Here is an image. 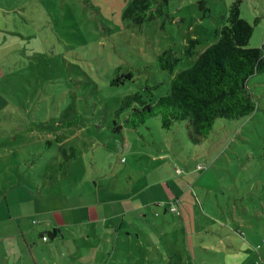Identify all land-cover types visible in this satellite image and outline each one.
Listing matches in <instances>:
<instances>
[{"label":"rangeland","instance_id":"374dc122","mask_svg":"<svg viewBox=\"0 0 264 264\" xmlns=\"http://www.w3.org/2000/svg\"><path fill=\"white\" fill-rule=\"evenodd\" d=\"M233 1L167 0L139 26L129 0H0V264H264V65L247 80L255 111L198 142L185 122L116 115L127 94L168 93L157 56L190 66ZM239 8L264 52V0Z\"/></svg>","mask_w":264,"mask_h":264},{"label":"trees","instance_id":"16d2710c","mask_svg":"<svg viewBox=\"0 0 264 264\" xmlns=\"http://www.w3.org/2000/svg\"><path fill=\"white\" fill-rule=\"evenodd\" d=\"M240 1L230 3L225 23L215 30L217 40L197 54L187 68L173 74L180 56L171 48L157 56L158 68L171 75L168 93L156 99L151 96L145 98L140 92L127 94L122 98L116 115L129 109L125 123L132 127L154 116L159 117L165 129L175 122H185L195 142L209 132L217 118L237 119L251 115L256 109V100L247 87V80L263 67L264 52L262 48L248 46L253 26L241 18ZM158 16H168L167 0H129L122 11L124 19L139 26ZM197 43V39L189 40L184 49L185 54L195 55ZM131 75L128 73L127 77ZM120 81L117 76L112 83ZM46 143L52 144L51 141ZM75 156L72 145L62 147L58 168L65 169ZM261 156L264 161V148ZM172 205L177 207L176 211L170 210ZM169 210L180 215L177 202L172 203ZM167 264L182 262L175 256L170 257Z\"/></svg>","mask_w":264,"mask_h":264},{"label":"crops","instance_id":"0c3cea01","mask_svg":"<svg viewBox=\"0 0 264 264\" xmlns=\"http://www.w3.org/2000/svg\"><path fill=\"white\" fill-rule=\"evenodd\" d=\"M179 203H180V201H179ZM179 209H180V207H179ZM182 212H180V214H181ZM105 218H107V217H105ZM119 226V225H118ZM133 231V230H132ZM140 231V233L141 234H145L142 230H139ZM119 235H123V233H121V232H119ZM126 235H128V238L130 237V233L129 232H126ZM134 235V238L136 239V240H138L139 239V236H138V233H135V232H133V234H132V236ZM132 236H131V238H132Z\"/></svg>","mask_w":264,"mask_h":264},{"label":"built area","instance_id":"2783aa9c","mask_svg":"<svg viewBox=\"0 0 264 264\" xmlns=\"http://www.w3.org/2000/svg\"><path fill=\"white\" fill-rule=\"evenodd\" d=\"M170 210H172V211H176V210H177V207H176L175 205H172V206L170 207ZM42 238H43V240L46 239L45 236H43Z\"/></svg>","mask_w":264,"mask_h":264}]
</instances>
